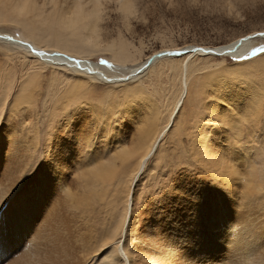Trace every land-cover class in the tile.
Returning a JSON list of instances; mask_svg holds the SVG:
<instances>
[{
  "label": "rangeland",
  "instance_id": "1",
  "mask_svg": "<svg viewBox=\"0 0 264 264\" xmlns=\"http://www.w3.org/2000/svg\"><path fill=\"white\" fill-rule=\"evenodd\" d=\"M11 1L1 0L2 3H0V31L10 34L7 39L0 38L3 40H0V99H2L0 100V107H2L0 108V143L9 142V139L12 140L15 136L22 138L14 144L25 143L26 152L34 154L31 165L39 166V179H48L57 171L63 177V184L66 185L62 195L76 193L80 197L83 192L79 186H76L77 181L81 182V179L76 177V169L81 167L77 162L80 156L85 163L82 169L85 170L86 165L92 160V154H96V158H99L107 155L114 147L120 148L121 145L127 148L133 147L140 139V132L149 117L145 113H149L146 101L154 106L151 114L157 113L159 123L164 120V123L166 122L168 114L173 112L172 108L178 109L175 121L168 128V132L166 131L155 154L132 184L133 207L124 248L129 250L126 252L131 258L130 264L134 263V260L138 263L136 261H138L140 250L152 254L153 257L164 255L166 264H170L171 261L176 263L175 256L183 253L191 244V239L196 241L198 238L205 237L204 239L210 240V246L216 249L212 236L217 235L218 240L223 243L222 250L218 254L220 258L223 256L227 258L222 264H231L229 259L235 253L236 247L235 234H239L242 228L248 225V221L253 219L256 229L264 226V179H261L264 175L262 164L264 159V105H262L264 104V38H261L259 34L251 38V50L246 58L195 57L189 65L187 91L185 88L182 90L180 68L174 70L171 65V63H177L176 60L180 58H171V60L166 57L152 64L153 66H150L143 74L140 73L141 75L138 74L134 78L119 83L116 81L109 84L105 78L117 76L127 78L131 69L157 52L187 45H222L249 34L263 32L264 0H131L132 8L129 11L126 10L127 13L125 9L121 10L122 7L119 4L121 0H103L99 36L98 38L95 36V41H87L89 44H86L85 37L81 36L82 32L79 36L80 39L82 37L80 43V39H76L77 34L70 38L68 35L70 32L65 33L66 29H59L60 24L48 15V7H44L45 13L38 15L33 13L28 15V18H22L13 11ZM46 16H49L47 19L54 23L52 21L47 23ZM29 20L31 26L38 28L44 35H48L47 31L54 37L64 36L68 38V41L73 39V44L79 43V46L74 45L81 52L78 55L81 54V57L100 64L101 76L84 74L81 70L42 60L36 54L21 48L20 45L6 41H12L10 39L12 36L17 37L19 30L24 31L23 24ZM49 23H52L51 26ZM30 27L26 29L27 33L35 38L37 31H33L35 34L28 32ZM50 27L52 29H49ZM72 41H69L70 44ZM82 42L89 47L83 44V48ZM116 44L124 45L115 46ZM90 45L96 50L89 49L92 48ZM104 45L108 48L111 45L115 46L118 48L116 51L124 46L127 51L129 49L128 59L112 58L113 51L104 50L106 49ZM112 48L109 49L112 50ZM132 48H134L133 51ZM254 59L255 62H253ZM54 77L57 79L54 80ZM119 79L123 78L116 80ZM221 79L227 81L223 84H229L231 87L228 89L229 86H223ZM219 83L222 87L218 85ZM224 89L230 90V93L232 91V96L237 94L240 98L231 97ZM248 90L252 94L253 91L256 92V95L259 91L258 97L253 94L259 103L255 109L252 106L246 107L251 110L252 115L243 114L242 117L241 111L235 106L238 103H246L250 98ZM179 96L182 98L180 99ZM20 98L23 99L18 102ZM133 101L135 102L130 104ZM212 105H215V112ZM14 107L15 112L10 115ZM77 107L78 109L71 117L64 118L70 110ZM259 107L261 110H258ZM253 113L257 117L254 118ZM235 122H237L236 125ZM200 125L204 129H201ZM60 133L68 136L60 140L57 138V140L56 136ZM36 134H38L37 137H35ZM36 143L37 148H33ZM57 143L60 145L63 143V149L60 146L57 147ZM56 149L58 151L55 153V161L51 162L50 156L54 157ZM78 149L81 153L76 155ZM73 152H75L74 155ZM207 153L209 155L212 153L210 155L212 161L209 157L206 158ZM84 156L86 157L83 159ZM130 162L129 165L128 163L121 165L118 162L119 167L115 176L117 178L104 187L98 184L96 188L98 195L94 206L79 210V217L68 212L65 202V215L69 214L76 225L73 226L75 228L73 230L77 233H74L75 236L73 235V241L71 240L70 243L77 244H75L77 247L73 246L77 249L73 248V253L75 260L84 259L80 261V264H104L110 258H116L111 250L118 242L117 237H121L122 222L127 209V195L131 187V179L134 177V171H132L134 159ZM131 165L132 167H129ZM254 179L255 188L250 192L249 184ZM12 198L2 207L1 212L8 207ZM218 204L228 208L225 210L228 215L224 213V216H221L222 220H213V207L219 208ZM196 206H204L205 211H194ZM209 221L212 223L210 228L206 224ZM36 223L37 221L33 220V228ZM220 223L225 226L221 227ZM27 236V240H30V236ZM104 236L114 240L109 242V239L104 238L107 240L104 242ZM18 240L22 241L21 235L18 236ZM78 240L84 242L79 243ZM99 240L103 242L99 243ZM145 240L146 243H144ZM152 241H155V246L150 244ZM97 245L98 250L101 247L96 252ZM1 248L4 249L2 246ZM6 252L7 250H3L5 256ZM227 252H231V255ZM6 259L7 257L3 258V261L0 260V264ZM177 261L190 263L184 257L179 260L177 257ZM117 264L124 263L118 259Z\"/></svg>",
  "mask_w": 264,
  "mask_h": 264
},
{
  "label": "bare ground",
  "instance_id": "2",
  "mask_svg": "<svg viewBox=\"0 0 264 264\" xmlns=\"http://www.w3.org/2000/svg\"><path fill=\"white\" fill-rule=\"evenodd\" d=\"M118 1H120V0H118ZM0 3H2L1 0H0ZM10 4H11V7L13 8V11H15L16 14L22 18L23 17L28 18V15L33 14V13L37 14V15L42 13V12L45 13V11H43L44 7H48L49 14L48 13L47 14L51 16L50 18L52 20L54 19L57 21L58 24H60L59 29H66L65 33H68V32H70V34L72 33L71 35L68 33L70 38H72L73 35L77 34V37L75 36L76 39H80L79 36H80V33L82 32L81 34H83V35H81V36L85 37L86 44H89V42H87V41H90V42L95 41V36H97V38L99 36L100 21L102 19L103 0H12ZM119 4L123 8V9L121 8V10H123V11H124V9H125V11L126 10L129 11L132 8L131 0H121V2H119ZM3 5H5V4L3 3ZM3 8H5V7H3ZM127 11H126V13H127ZM16 14H15V16H16ZM122 14H124V13H122ZM129 14H130V12H129ZM129 14H126V15H129ZM42 16H43V14H42ZM44 16H45V14H44ZM43 18H45V17H43ZM47 18H49V16H46V19H45V21L48 23L49 20ZM51 21H49V22H51ZM52 22L54 23V21H52ZM50 24H52V23H49V26H51ZM30 26H31L30 20L26 21L23 24L24 31L19 30L17 32L18 33L17 37L12 36V37H10V39L12 41H9V40H6V41L11 42L13 44L16 43V45H20L21 48L36 54L42 60H49L55 64H58V65L69 66L68 68L71 67V68L76 69V70H81L84 74L94 75L97 77L101 76L102 71H101L100 64H97L95 61H93L91 59H86V58L81 57V54L79 56L78 55V53L80 52L79 48L77 46H76L77 48L74 46L77 43L73 44V42H74L73 39H72L73 41L69 40V41H72V44H70L71 42H69L68 38H66L64 36L58 35V36L54 37V36L50 35L47 31H46V33L48 35H46V34L44 35L40 32V30L38 28H35L34 26H31V27ZM28 27H30L28 32L34 33L35 30L37 31V32H35L36 33L35 38L37 40H35V38H33L32 34L27 33L26 29ZM52 28H53V25H52ZM52 28L50 27L49 29H52ZM52 31H51V33H52ZM57 31H59V30H57ZM27 34H29L31 36H29ZM258 34L261 36V38H264V31H263V32H258L257 34H255V33L252 35L249 34L248 36L238 38V39H234L233 41L226 43V44H222V45H216V46L187 45V46L181 47V48H175V49H171V50L157 52V53H154L153 55L147 57L137 67H134L133 69H131L130 72L127 74V78H125L126 76H122V77L117 76V77H112V78L107 77V78H105V80L109 84H112V82L115 83L116 81H118L117 83H119V82L124 81L126 79L134 78L138 74L141 75L140 73L143 74L144 71L147 70L150 66H153L157 61L162 60L166 57L170 58V59L171 58H177V59L180 58V60H176V61H178L177 63L176 62L174 64L171 63V65H172V68L174 70L175 69L178 70L180 68V70H181L180 80H181L182 90H184V88L186 90V88H187V77L189 76L188 72H190L189 71V65L191 64V62H193L195 57L203 56V57L208 58L210 56H213V57H215V56H220V57L221 56L222 57L223 56H229V57H234V58H246V56L249 54V52L251 50V46H250L251 38L255 35H258ZM8 36H10V34H7V32L0 31V38L7 39ZM2 39H0V40H2ZM81 39H82V37H81ZM81 39H80V43L82 41ZM77 41H79V40H77ZM122 42H124V41L122 40ZM94 43H96V42H94ZM113 43H114V41H113ZM83 44L86 45L84 42H82V45ZM77 45L79 46V43ZM84 45L82 46L83 48H84ZM117 45L118 44H116L115 46H117ZM120 45H124V44H120ZM120 45H118V46H120ZM86 46H88V45H86ZM86 46H85V49H86ZM115 46L111 45V47H109V48L113 47L112 50L109 49L107 46L105 47V45L103 47L106 48L104 50L108 49L111 52L113 51L112 58H114L116 60L128 59L127 57L129 56V53H128L129 49L127 51L124 48V46H121L119 48V50L116 51V49H118V48ZM91 47L92 48H89V49L96 50V48H93V46H91ZM127 47H128V45H127ZM99 49H102V48H99ZM133 49L134 48H132V51H133ZM169 51H170V53L171 52L172 53L175 52V53L174 54H167L164 56H158V55H161L162 53L169 52ZM130 53H131V51H130ZM82 54H87V53H82ZM175 56H181V57H175ZM131 60H133V59H131ZM126 61H129V60H126ZM126 61H125V63H126ZM120 62H122V61H120ZM253 62H255V59L253 60ZM169 64H170V62L168 63V65ZM179 64H180V66H179ZM122 65H124V64H122ZM171 65H170V67H171ZM168 69H169V67H168ZM30 72H32V71H30ZM176 76H174V77H176ZM104 77H106V76L104 75ZM55 78L56 77H54L53 79L55 80ZM118 78H123V79L116 80ZM174 80H176V79H174ZM221 81H222V84H223V82L227 83V81H223L222 79H221ZM232 81H233V79H232ZM53 82L54 81H52V83ZM216 82L218 83V81H216ZM57 83H58V81H57ZM75 85H77V84H75ZM84 85H86V84H84ZM215 85H213V87H216ZM218 85H220V83ZM224 85L225 84H223V86ZM57 86H59V84H57ZM57 86H54V87H57ZM181 86H179V87H181ZM220 86L222 87V85H220ZM225 86H229V84L225 85ZM230 87L231 86H229L227 88L229 89ZM232 89H234V88H232ZM68 90H70V89H68ZM218 90H221V89H218ZM216 91H217V89H216ZM255 91H257V90H255ZM222 92L224 93V91H222ZM258 92L256 95L255 94L256 92L254 93V91H253V94H255V96L258 97V95H259ZM67 93H69V92H67ZM231 93H232V91H231ZM231 93H230V90H227V94H229L231 97L240 98V97H237L238 96L237 94L232 96ZM239 93H241V92H239ZM249 93H250V98L246 101L245 104L242 102V103H238L237 106H235V108H238L241 111L242 117H243V114L245 116L252 115V112H250L251 110H248L246 107L252 106L255 109V108H257V103H259V102H257L258 100L256 101V97L250 91H249ZM73 94H74V92H73ZM241 94H243V93H241ZM221 96H223V95H221ZM181 98L182 97H180V99ZM22 99L23 98H20L18 100V102L21 101ZM174 99H175V97H174ZM0 100H2V99H0ZM5 100H6V98H5ZM176 100L178 101V99H176ZM259 100H261V99H259ZM80 102H82V101H80ZM146 102H147L146 108H148L149 113H147V112H145V113H146V115H149V117L147 118L146 123L140 132V135H141V137H139L140 139L137 140V142L134 144L133 147L127 148L126 146L124 147L122 145L120 148L114 147V149L113 150L111 149L107 155L99 157V158H96V156H95L96 154H92L91 155L92 160L89 162L88 165H86L85 170L82 169L83 166H85V163L82 162L81 156H80L79 160H77V162L81 166L80 168L76 169L77 170L76 171L77 172L76 177L78 179H81V182H78V181L76 182V186H79L80 190L83 192L80 197L77 196L76 193L68 194L66 196L62 195L63 191L65 192V186L66 185H65V183L63 184V179H62L63 177H61L60 174L57 173V171H55L54 174L50 175V177H48V179H45V178L39 179V177H38L39 176V172H38L39 166L32 167V165H31L32 162L34 161V157H35L34 154L26 152L25 143L14 144V142H19L22 138H20L19 136H15V137H12V140L9 139V142L0 143V215H2V217L0 218L2 220V221H0V260L3 261V258L7 257L6 261L2 262V264H80L81 263L80 261H84V259L83 260H75V257H74V253H73L74 247L73 246H76L77 244L75 243L76 244L75 245V244H73L74 243L73 242L72 243L73 245H71L70 242H71V240L73 241L72 238H74L73 235L75 236L74 233H77L73 230V228H74L73 226H76V225L74 224V222H72L73 221L72 217L70 218L69 214L65 215V212H64L65 211V202H66L67 210L69 209L68 212H70L73 216H78V212L81 209L92 208L94 206L96 200H97L98 193H97L96 188L98 187V184L102 185L104 187L105 185L110 183L111 180H113L115 178V176L117 175V169L119 167L118 162H120L121 165H123L125 163H128V165H129L131 163L130 161L132 159H134V167L132 168V171H134V175H133L134 177H133V179H131L132 181L130 180L132 183H131V187H130V190H129L128 195H127V203H126L127 209H126V214L124 215L125 218L123 219V222H122L123 224L121 227V237L120 238L117 237L118 242L116 243V245L114 244L115 247L111 250L112 255L116 256V258H110V260H109L108 259L109 257H108L107 259L109 261L104 263V264H117L118 259H121V261H123L124 264H130L131 263V258L126 252L129 250L128 249L125 250L126 248H124V242H125V238H126L127 227L130 223L132 207H133V198H134L133 194L134 193H133V185L132 184H133L134 180L136 178H138V176L144 171L147 163L155 154L154 152L156 151L158 145L160 144V141L164 137L166 131L171 126L173 121H175L174 119H175L176 115L178 114V109L172 108L173 112H172V114H168V116H167L168 119L166 120V122L164 123V121H165L164 120L161 123H159L157 120V119H159L157 116V113L153 112L151 114V111L154 109V106L151 103H149L148 101H146ZM178 102H180V101H178ZM144 103H145V101H144ZM260 103H261V101H260ZM262 105H264V104H262ZM173 107H174V105H173ZM177 107H178V104H177ZM211 107H213V111L215 112V105H212ZM0 108L2 109V107H0ZM179 108H180V106H179ZM207 108H209V107H207ZM126 109L129 110V108H126ZM258 110H261V108L259 107ZM14 112H15V107L11 109L10 115H12ZM143 113H144V111H143ZM231 113H233V112H231ZM140 114H142V112ZM169 115H170V117H169ZM253 115H254V113H253ZM134 117H136V115ZM255 117H257V116L254 115V118ZM258 117H260V116H258ZM222 118H223V120H225L224 116ZM228 120H229V118H228ZM226 122H227V120H226ZM230 123H232V121ZM236 123L237 122H235V125H236ZM238 126H240V125H238ZM233 127L236 128V126H233ZM200 128L204 129L202 125H200ZM75 133H76V131H75ZM200 133H199V136H201V134H203L204 132L201 134ZM37 135L38 134H36L35 137H37ZM66 136H68V135L60 133V135L56 136V139L58 138L60 140L63 137L66 138ZM199 136L197 135V137H199ZM89 140H90V138H89ZM75 141H76V139H75ZM86 143H84V144H86ZM61 144L63 145V143H61ZM62 145H60V143H59L57 145V147L60 146V148L63 149ZM36 146H37V143L33 145V148H35ZM205 146H206V144H205ZM22 147H24V148H22ZM65 149H67V148H65ZM57 151H58V149L55 150L54 155H53L54 157L50 156V159L52 160L51 162L55 161L54 160L55 159V153ZM79 152L81 153L80 149L76 150V155H78ZM74 154H75V152H73V155ZM211 154L212 153H210V155ZM206 155H207L206 158L209 157V159H211L209 153H207ZM85 157L86 156H84L83 159ZM211 161H212V159H211ZM223 162H224V160H223ZM262 164L264 167V159L262 160ZM132 165L129 167H132ZM123 167H125V166H123ZM129 167H127V168H129ZM127 168H125V169H127ZM229 170L231 172V169H229ZM235 170H237V169L235 168ZM125 171L128 172V170H125ZM122 173H120V175ZM127 174H129V173H127ZM236 174H237V172H236ZM128 179H129V177H128ZM261 179H264V175L261 177ZM254 188H255V179L250 182L249 191L250 192L253 191ZM258 190H259V188H258ZM14 193H16V194L12 198V195ZM10 198H12L11 203L8 205V207L3 212H1L2 207L7 203V201ZM257 199H259V198H257ZM216 200H215V202L218 201V203H219V200H217V201ZM263 200H264V198H263ZM174 203H175V201H174ZM180 204L182 205V203H178V205H180ZM226 209H228L226 206L221 207V205H219V208L213 207V210H214L213 217H212L213 220H215V219L216 220H218V219L222 220L221 216L228 215V213L226 214V211H225ZM198 210H200L201 212L205 211L204 206H196L194 211L197 212ZM82 212H84V211H82ZM90 212H92V211H90ZM78 217H76V218H78ZM74 218L75 217H73V219ZM252 219H253V217H252ZM33 220L37 221L34 228H33V224H32ZM253 220L248 221L249 222L248 225L245 224L246 226H244V227L241 226V227H243L242 231L239 234L238 233L235 234L234 240L236 242V247L234 248L235 253L232 255V258L229 259V260H231V264H264V226L258 227L256 229L255 225H253L254 224ZM119 222H121V220H119ZM243 222H245V221H243ZM170 223H172V222H170ZM206 224L208 225V228L212 227V223L210 221L206 222ZM228 224H229V221L227 222V225ZM117 225H119V224H117ZM117 225H115V226H117ZM223 226H225V225H223ZM223 226L221 224V227H223ZM219 227H217V228L219 229ZM114 229H115V227H114ZM205 229H207V228H205ZM220 230H222V229H220ZM109 234H110V231H109ZM19 235H21V237H22L21 242L18 240ZM27 235L30 236V240H27V237H28ZM82 236H84V235H82ZM196 236L197 237L199 236L198 233H196ZM108 237L105 238V236H104L103 239L104 238L109 239ZM147 237H149V236H147ZM204 238H202V237L198 238L196 241H194V239H191L190 240L191 244H189L186 247L187 250L185 248L183 253L177 252L178 255L175 256V259H176L175 262L176 263H174V261L170 260L171 261L170 264H222V263H224V261L227 258L225 259V256L220 258V255L218 254V252H221L222 247H223V243L218 240L219 236H217V235L212 236V240H214V242L216 244V249H214V246H210V240H207ZM105 239L103 241L107 242V240H105ZM111 239H113V238H111ZM142 239H145V238H142ZM153 239H155V238L153 237ZM102 240H101V242H103ZM113 240L109 239V242H111ZM81 241H79V243H81ZM84 241H85V239H84ZM84 241H82V242H84ZM115 241H117V240H115ZM156 241H159V240H156ZM186 241L189 243L188 240H186ZM98 242L101 243L100 240ZM152 242H150V244L153 245L155 241H152ZM79 243H78V245H80ZM144 243H146V240ZM181 244H183V243H181ZM99 245H103V244H99ZM155 245L156 244H154V246ZM162 245H164V244H162ZM1 246L4 247V249H2ZM20 247H22V249ZM96 247H97V250H96V252H97L100 250L101 246L99 247V250H98V245ZM103 247L104 246H102V248ZM165 247H166V245H165ZM91 248L92 247L90 246V249ZM159 248H160V246H159ZM182 248L184 249V247H182ZM149 249H151V248H149ZM3 250H7L6 256L4 255ZM75 250H77V249H75ZM147 251H149V250H147ZM81 252H82V250H81ZM132 252L135 253V251H132ZM79 253H80V251H79ZM88 253L90 254V251ZM88 253H87V255H88ZM139 254L140 255L138 257V261H136L138 263H135V260H134L135 264H166V261L164 259V255L153 257L152 254L150 255V253H147L144 250H140ZM228 254L231 255V252ZM238 254H239V256H238ZM79 255H81V254H79ZM106 255H108V254H106ZM89 256H91V255H89ZM137 256H138V254H137ZM177 257H178V260L184 257L190 263L178 262ZM82 258L87 259L86 257H82ZM79 259H81V258H79ZM134 263H132V264H134Z\"/></svg>",
  "mask_w": 264,
  "mask_h": 264
},
{
  "label": "snow or ice",
  "instance_id": "3",
  "mask_svg": "<svg viewBox=\"0 0 264 264\" xmlns=\"http://www.w3.org/2000/svg\"><path fill=\"white\" fill-rule=\"evenodd\" d=\"M135 101H133V102H130V104L131 103H134ZM78 109V107L77 108H73L72 110H70L67 114H66V116L64 117V118H69V117H71V115L76 111ZM174 126V125H173ZM169 131H171V129H169Z\"/></svg>",
  "mask_w": 264,
  "mask_h": 264
},
{
  "label": "water",
  "instance_id": "4",
  "mask_svg": "<svg viewBox=\"0 0 264 264\" xmlns=\"http://www.w3.org/2000/svg\"><path fill=\"white\" fill-rule=\"evenodd\" d=\"M256 36H257V35H256ZM174 53H175V52H173V53L171 52V53H170V51H169V52L162 53L161 55H158V56H164V55H167V54H174ZM215 53H216V52H215Z\"/></svg>",
  "mask_w": 264,
  "mask_h": 264
}]
</instances>
